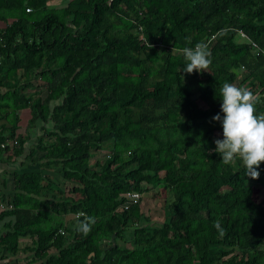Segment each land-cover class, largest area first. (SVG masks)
<instances>
[{
  "label": "trees",
  "instance_id": "trees-1",
  "mask_svg": "<svg viewBox=\"0 0 264 264\" xmlns=\"http://www.w3.org/2000/svg\"><path fill=\"white\" fill-rule=\"evenodd\" d=\"M0 23V161L26 150L28 168L9 192L0 181L2 251L25 264H264V163L258 179L225 165L212 119L225 82L264 113V0H0ZM200 41L209 70L183 72L182 49ZM156 185L171 212L152 221L140 204ZM83 215L96 221L86 236Z\"/></svg>",
  "mask_w": 264,
  "mask_h": 264
},
{
  "label": "clouds",
  "instance_id": "clouds-1",
  "mask_svg": "<svg viewBox=\"0 0 264 264\" xmlns=\"http://www.w3.org/2000/svg\"><path fill=\"white\" fill-rule=\"evenodd\" d=\"M186 62L182 71L188 74L208 71L211 65L209 44L205 41L197 42L194 47L182 49ZM222 98L221 112L212 117L222 125V139L214 141L213 151L219 153L225 165L239 160L245 168L246 176L259 178L257 170L264 163V113L256 114L259 97L246 87L225 82L220 89ZM96 223L95 218L83 215L78 218L76 231L87 235ZM215 227L221 235L224 230L219 221Z\"/></svg>",
  "mask_w": 264,
  "mask_h": 264
},
{
  "label": "rangeland",
  "instance_id": "rangeland-1",
  "mask_svg": "<svg viewBox=\"0 0 264 264\" xmlns=\"http://www.w3.org/2000/svg\"><path fill=\"white\" fill-rule=\"evenodd\" d=\"M64 1V0H63ZM48 2L50 4H53L55 6H58L59 4H62V0H48ZM0 25H2L0 23ZM43 93V91H42ZM199 106H202L203 103L200 100H196ZM26 113H24V111H22L21 114V124H23L24 120H25V115ZM8 121V119H7ZM21 131V130H19ZM160 186V185H159ZM158 185L154 186L150 191L145 192L142 194L143 198H142V202H141V211L143 213H145L147 216H149V218L152 221H157V220H161V219H166L170 212H171V208L169 206H164L162 200H163V191L162 189L159 187ZM257 189L256 186L253 187L252 190ZM256 196L258 197L261 193L258 192V190L254 191ZM152 193L154 195H152ZM27 256H24V260H21L19 262H26L27 260Z\"/></svg>",
  "mask_w": 264,
  "mask_h": 264
},
{
  "label": "crops",
  "instance_id": "crops-1",
  "mask_svg": "<svg viewBox=\"0 0 264 264\" xmlns=\"http://www.w3.org/2000/svg\"><path fill=\"white\" fill-rule=\"evenodd\" d=\"M63 2V0H62ZM25 118L28 116V114H25ZM26 124V121L24 120L23 124H21L20 130L21 132H24V126ZM38 134V132H37ZM33 138V137H31ZM30 138V139H31ZM26 149V148H25ZM26 151V150H25ZM19 156L14 158L13 160L10 161H0V181L2 179L5 180V192H9L10 191V186H11V182H10V175L11 172L14 170L17 171H23V170H27V164L24 161V152ZM0 190H2V185L0 183ZM3 191V190H2ZM20 243H24V238L20 240ZM21 260H24V253L19 252L17 255H12L10 253L4 252L0 249V264H24V262H19Z\"/></svg>",
  "mask_w": 264,
  "mask_h": 264
},
{
  "label": "built area",
  "instance_id": "built-area-1",
  "mask_svg": "<svg viewBox=\"0 0 264 264\" xmlns=\"http://www.w3.org/2000/svg\"><path fill=\"white\" fill-rule=\"evenodd\" d=\"M26 10H28V8H26ZM239 34L242 37H244V38H246L248 40L247 36L244 33H242V32L239 31ZM248 41H249V44H250V47H251L252 51L255 54H257L258 52H262L260 50L259 46L255 42L250 41V40H248ZM10 141H11L12 144H15V140L14 139H12ZM2 146H3V144L0 143V147H2ZM102 156H103L102 153L101 154H98L97 155V158H101ZM140 195L141 194L139 192L126 193L125 197H126L127 201H125L124 203H122L121 206L127 207L130 203L136 202V200L140 197ZM11 208H12V203L7 198L2 199L1 193H0V210H9ZM76 216H77V214H74V217H76Z\"/></svg>",
  "mask_w": 264,
  "mask_h": 264
}]
</instances>
